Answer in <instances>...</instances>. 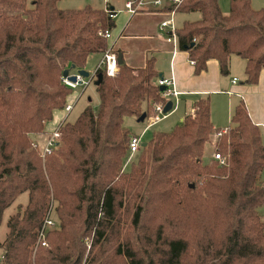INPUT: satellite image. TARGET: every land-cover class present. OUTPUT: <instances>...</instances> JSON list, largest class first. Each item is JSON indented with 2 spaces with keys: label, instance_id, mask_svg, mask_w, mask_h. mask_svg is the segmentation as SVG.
<instances>
[{
  "label": "trees",
  "instance_id": "16d2710c",
  "mask_svg": "<svg viewBox=\"0 0 264 264\" xmlns=\"http://www.w3.org/2000/svg\"><path fill=\"white\" fill-rule=\"evenodd\" d=\"M59 0H0V225L4 211L28 191L23 213L8 219L0 264H264L263 129L246 102L231 124L214 127L209 96L194 103L170 132L156 131L125 169L134 136L125 118L156 115L167 99L154 82L155 57L98 71L97 110L89 104L65 119L52 151L42 156L32 134L44 133L72 92L63 81L104 53L115 19L108 5L59 8ZM176 12H199L177 29L178 46L195 73L230 57L246 60V84L264 68V8L251 0H180ZM75 66L72 68V66ZM215 151L204 163L206 144ZM194 184V187H191ZM56 227L38 244L45 220Z\"/></svg>",
  "mask_w": 264,
  "mask_h": 264
},
{
  "label": "crops",
  "instance_id": "0c3cea01",
  "mask_svg": "<svg viewBox=\"0 0 264 264\" xmlns=\"http://www.w3.org/2000/svg\"><path fill=\"white\" fill-rule=\"evenodd\" d=\"M108 5L114 8L118 14V9L116 6H114L112 2H109L108 0L105 1L103 7L98 8H106ZM126 12L128 13V18L127 21L121 26L120 34L117 37L112 34L114 42L113 51L117 55L121 53L123 60L134 67L144 66L147 59L152 56L155 57L156 62L157 55H159L161 59H166L167 62L164 67L165 69L160 67L158 68L156 66V62L155 68L158 72L159 79H173L174 89H176L178 92V96L176 97L179 99V104L182 102L183 106V111L180 113V122H182L184 116L194 112V103L197 99L200 97L209 96L211 102L212 123L214 127H222L220 126V123L219 125H217L218 122L215 123V118L213 116V107L216 106V99L214 97H219L222 95L230 97V102L227 106V112L230 119L232 117L235 105L240 99H243L246 102L253 121L259 124L264 130V68L260 72V77L257 84H246L244 82L246 60L237 54H232L230 57L228 74L221 73L219 62L216 59L208 60L207 69L199 74H196L194 71L195 64L192 62V59H190L189 53L185 50H181L178 46V42L177 44H174L173 42L168 41V31L160 28L161 22L169 17L166 12H160L151 9L143 10L134 15H131L128 11ZM176 13H183L186 15L183 23L185 21H194L201 17L199 12ZM192 13H197L198 18L193 20V18L187 17ZM164 32H166L165 35ZM134 50H138L139 52V59L137 62H135L134 58L132 57ZM94 54H100L103 56V53L100 52L93 53L91 55ZM90 56H88V59ZM234 56L242 58V61H236V65H234ZM97 67L95 68V72ZM82 69H86V67ZM77 71L78 70H74V73ZM70 73H72V71ZM231 74L234 75L231 76ZM237 75H241V78H239ZM236 77L239 79L237 78L238 80L234 82L233 79ZM154 82L157 83L155 80ZM228 114L225 113L226 118H228ZM67 117L68 116H65L63 118V115L60 114L55 115L54 120L52 122L49 121L50 123H47L46 129L50 130L54 128L56 124L58 125ZM46 133L34 134V140L39 136H43L45 141Z\"/></svg>",
  "mask_w": 264,
  "mask_h": 264
},
{
  "label": "rangeland",
  "instance_id": "374dc122",
  "mask_svg": "<svg viewBox=\"0 0 264 264\" xmlns=\"http://www.w3.org/2000/svg\"><path fill=\"white\" fill-rule=\"evenodd\" d=\"M105 1L106 0H59L58 7L63 8V9L64 8L78 9V8H83L88 4L95 8H98V7H103L105 4ZM108 1L112 2V4L116 6V8L118 9V14L115 18L116 27L112 29V34L115 37H117L121 32V26L127 21V18H128V13L124 9V3L126 0H108ZM32 2L33 0H27L28 7L32 6L33 4ZM219 2H220V7L222 11L225 14H228L230 11V0H219ZM251 5L254 9H262L264 8V0H251ZM187 17L193 18L194 20L198 18V14L192 13ZM173 18H174V24L176 28L179 29L180 27H182L183 21L186 18V15L183 13H178V14L176 13ZM176 33H177V30H176ZM165 34L166 32H164V35ZM132 57L134 58L135 62H137V60L139 59L138 50L133 51ZM102 59H103V56L100 54H94L89 57L88 61L86 62L87 64L85 65L86 67L85 70H87L90 73V75L89 77H85L86 80L89 81L90 77H92L95 74V68L100 64ZM233 59H234V63H233L234 65H236V61H240V62L242 61V58L238 56H234ZM166 62H167L166 59L164 58L161 59V57L157 55L156 66L158 68L159 67L164 68L166 65ZM72 73L74 72L72 71ZM234 74H231V76H233ZM237 76L241 78V75H237ZM154 80L158 82L159 76H156ZM214 98L216 99V106L213 107V116L215 118V123L218 122L217 125H219L220 123V126L227 127L231 124V119L227 112V106L230 102L229 101L230 97L221 95L219 97H214ZM168 100H173L174 106L172 110H170L167 113L157 112L156 115H157L158 120L155 119L154 114L145 118V120L143 121H138V118L136 117L125 118V125L131 130L133 135L140 138L141 143L149 141L154 132L156 131L170 132L173 129V127L176 126V124H179L180 113L181 111H183L182 102L179 104L178 97H175L173 95L168 96ZM67 103L72 104L73 109L70 112L66 111L64 108L55 111L51 122L54 120L55 115H58V114L63 115V118L65 116H68L67 120L72 122L77 118L80 112L89 104L92 106V108L97 110L100 104V96L97 91L95 81L92 80L87 86L83 85V86H79L76 89H73L71 94L67 98ZM225 113L228 114V118L225 117ZM56 127H57V124L54 126V128L50 130L46 129L44 133L47 132L46 134H49L52 131H54ZM32 138L34 140V134H32ZM215 139H216L215 136H213L212 140H210L205 146V151L203 155L204 163H208L212 158L215 157V153H216ZM34 141L37 143L39 149H42V146H44V143H45L44 137L39 136ZM263 143H264V135H263ZM138 154H139V150L135 154H133L131 157L129 153L128 158H131V161L136 160L138 157ZM129 165H130V162L126 161L125 169L129 170L130 168ZM262 176L264 179V171H263ZM28 198H29V193L28 191H26L22 193L17 198V200L9 208H7L4 211L3 220L0 225V242L4 241V239L6 238L9 232L8 219L12 215H15L18 211L23 213L24 209L26 208ZM261 214L264 219V207L261 209ZM51 215H52V218H54L56 221V218L53 215V213H51ZM2 254H3V250L0 249V257L2 256Z\"/></svg>",
  "mask_w": 264,
  "mask_h": 264
},
{
  "label": "built area",
  "instance_id": "2783aa9c",
  "mask_svg": "<svg viewBox=\"0 0 264 264\" xmlns=\"http://www.w3.org/2000/svg\"><path fill=\"white\" fill-rule=\"evenodd\" d=\"M179 1L180 0H126L124 3V9L128 11L131 15L137 14L147 9L166 12L169 15V17L161 22L160 28L168 31V35H167L168 41L177 44L178 42V36L176 33L177 28L174 24V18H173L176 13V10L173 8V6L177 4ZM109 14L111 18L113 19L116 18L117 14L113 12H110ZM99 34L104 36L109 43L107 50L103 53V59L98 65L95 74L92 77H90L89 81L86 80V78L81 74H79L78 72L74 74L70 73V75H76V81H73L69 77H63L64 83L67 84L72 89H76L79 86H83V85L87 86L90 83V81L92 80L95 81L97 73L100 70H103L108 76H114L118 72L119 58L118 55L113 51L114 42H113L112 30L110 29H107L105 31L99 30ZM192 62L195 63L194 60H192ZM237 80H238L237 78L233 79L234 82ZM158 84L168 86V90H166V92L163 93V95L166 97L167 100H168V96L170 95H173L175 97L178 96V92L176 91V89H174L173 86L174 84L173 79L160 78ZM164 106L165 104L156 105V111L159 113L160 112L163 113ZM64 109L70 112L73 109V105L67 103ZM155 119L158 120L157 115H155ZM64 121L65 120L59 123L54 131H52L49 134H46V140L44 146H42V149H39L43 157L46 154L50 153L52 149L57 145L60 137V127ZM141 144L142 143L140 141V138L134 135L130 141V148H129L130 157L140 149ZM36 146L38 147L37 143ZM214 158L224 163V156L222 154L215 153ZM127 161L130 162L131 158H128ZM54 227H56V221L54 218H52V216H49L45 220L43 227L39 232L38 244L41 243L42 245H47V241H46L47 231Z\"/></svg>",
  "mask_w": 264,
  "mask_h": 264
},
{
  "label": "water",
  "instance_id": "95a60500",
  "mask_svg": "<svg viewBox=\"0 0 264 264\" xmlns=\"http://www.w3.org/2000/svg\"><path fill=\"white\" fill-rule=\"evenodd\" d=\"M118 58H119V63L123 62V58H122V54L120 53L118 55ZM75 66L73 65L72 68H74ZM79 74H81L82 76L84 77H88L90 75V73L85 70V69H78L77 71ZM63 76L64 77H69L70 79H72L73 81H76V75H70V69H66L63 73ZM161 77H162V74H161ZM102 76L100 75L99 76V79L96 81V85L100 82ZM160 91L162 93L166 92V90H168V86L167 85H160ZM174 106V101L173 100H168L163 108V113H167L169 112L170 110H172ZM146 112L142 113L139 117H138V121H143L145 120L146 118ZM147 142H143L141 144V146H146ZM191 187H194V184H191Z\"/></svg>",
  "mask_w": 264,
  "mask_h": 264
}]
</instances>
